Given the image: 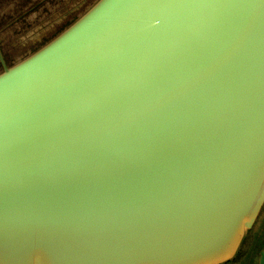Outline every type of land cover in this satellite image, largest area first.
Here are the masks:
<instances>
[{"label":"water","instance_id":"95a60500","mask_svg":"<svg viewBox=\"0 0 264 264\" xmlns=\"http://www.w3.org/2000/svg\"><path fill=\"white\" fill-rule=\"evenodd\" d=\"M0 64V264L235 262L264 212V0H95Z\"/></svg>","mask_w":264,"mask_h":264},{"label":"rangeland","instance_id":"374dc122","mask_svg":"<svg viewBox=\"0 0 264 264\" xmlns=\"http://www.w3.org/2000/svg\"><path fill=\"white\" fill-rule=\"evenodd\" d=\"M94 1L0 0V45L6 61L11 65L46 44ZM262 215L249 234L252 236L247 251H241L243 255L228 264H257L258 252L264 243V212Z\"/></svg>","mask_w":264,"mask_h":264},{"label":"trees","instance_id":"16d2710c","mask_svg":"<svg viewBox=\"0 0 264 264\" xmlns=\"http://www.w3.org/2000/svg\"><path fill=\"white\" fill-rule=\"evenodd\" d=\"M251 236H252V234H251ZM251 236H249V238H247L246 241H245V243L243 244V247H242V250H241L242 253H243V252L245 253V252L247 251L246 249H247V247H248V243H249V240L251 239ZM240 253H241V252H240ZM242 255H243V254H242ZM242 255L239 254V256L237 257V259H239V257H241ZM235 260H236V259H235ZM227 264H228V263H227Z\"/></svg>","mask_w":264,"mask_h":264},{"label":"flooded vegetation","instance_id":"af4514ba","mask_svg":"<svg viewBox=\"0 0 264 264\" xmlns=\"http://www.w3.org/2000/svg\"><path fill=\"white\" fill-rule=\"evenodd\" d=\"M8 63V62H7ZM9 64V63H8ZM1 65V64H0Z\"/></svg>","mask_w":264,"mask_h":264}]
</instances>
